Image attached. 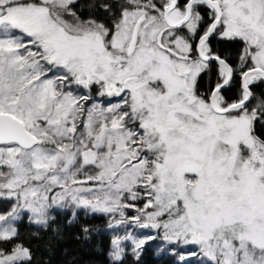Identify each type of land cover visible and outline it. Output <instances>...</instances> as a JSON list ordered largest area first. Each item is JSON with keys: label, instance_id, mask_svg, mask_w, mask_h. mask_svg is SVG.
<instances>
[{"label": "snow or ice", "instance_id": "6c2138e0", "mask_svg": "<svg viewBox=\"0 0 264 264\" xmlns=\"http://www.w3.org/2000/svg\"><path fill=\"white\" fill-rule=\"evenodd\" d=\"M76 8L0 0V264H31L22 213L68 207L156 230L181 264H264V0Z\"/></svg>", "mask_w": 264, "mask_h": 264}, {"label": "trees", "instance_id": "16d2710c", "mask_svg": "<svg viewBox=\"0 0 264 264\" xmlns=\"http://www.w3.org/2000/svg\"><path fill=\"white\" fill-rule=\"evenodd\" d=\"M96 0H77L76 10L84 17L90 14L91 5ZM213 46L227 48L228 54L235 58L241 45L228 47L217 41ZM207 88L203 84L201 90ZM256 94L264 91V86L255 89ZM11 201L0 202V211L11 207ZM73 208L54 209L47 228L31 224L27 215L22 213V218L17 222L20 240L32 251L31 264H114L110 257L113 236L124 232V226L114 231L108 228V218L101 213H92L85 209H75L76 217L72 216ZM130 214L134 212L129 210ZM72 220V223L68 221ZM87 226L90 231L87 235L82 228ZM126 231V230H125ZM154 240L147 242L140 250L137 257L134 253L125 249L122 264H181L177 255L173 252L157 253ZM191 264H197L191 260Z\"/></svg>", "mask_w": 264, "mask_h": 264}, {"label": "rangeland", "instance_id": "374dc122", "mask_svg": "<svg viewBox=\"0 0 264 264\" xmlns=\"http://www.w3.org/2000/svg\"><path fill=\"white\" fill-rule=\"evenodd\" d=\"M101 214H103V213H101ZM128 214H129V215H134L135 213L132 212V213L130 214V212L128 211ZM21 215H22V214H21ZM26 215H27V214H26ZM103 215H105V216L108 218V221L111 220V216L106 215V214H103ZM117 218H119V217H117ZM121 227H122V226H121ZM124 228H125L126 231L124 230V232H123L122 234H120L119 236H124L127 232H131L132 235H134V236L137 237V238H146L147 236H155L156 239H154V241H155V242H154V245H155V247H156V251H157V253L168 252V251L172 252V247H173V246L167 244V242H165V241L161 238V234L158 233L156 230H152V229H140V228H137V227L132 226V225L124 226ZM112 230H114V229H112ZM117 230H120V229L118 228V229H115L114 231H117ZM115 236H117V235H115ZM115 236H113V238H114ZM149 241H151V240H148L147 242H149ZM124 247H125V249H126L127 251L132 252V245H131V242H130V241H126V242L124 243ZM181 251H182V249H179V248L176 249V252H177V253H179V252H181ZM132 253H133V252H132ZM177 257H178V256H177ZM191 260H196V258H195V257H192Z\"/></svg>", "mask_w": 264, "mask_h": 264}, {"label": "flooded vegetation", "instance_id": "af4514ba", "mask_svg": "<svg viewBox=\"0 0 264 264\" xmlns=\"http://www.w3.org/2000/svg\"><path fill=\"white\" fill-rule=\"evenodd\" d=\"M260 131H264V129H261Z\"/></svg>", "mask_w": 264, "mask_h": 264}]
</instances>
